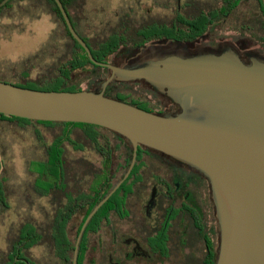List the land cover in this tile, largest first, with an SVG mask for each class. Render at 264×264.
Listing matches in <instances>:
<instances>
[{
	"label": "flooded vegetation",
	"instance_id": "flooded-vegetation-1",
	"mask_svg": "<svg viewBox=\"0 0 264 264\" xmlns=\"http://www.w3.org/2000/svg\"><path fill=\"white\" fill-rule=\"evenodd\" d=\"M261 1L152 0L145 7L139 0L132 8L145 30L119 42L107 62L133 67L164 54L227 49L245 62L264 59ZM134 83L155 90L146 81ZM165 98L164 112L180 110ZM141 149L130 175L85 226L128 171L133 147L85 146L80 156L86 160L56 162L51 182L39 185L33 205L23 204L21 263L75 264L77 254L76 264H216L220 225L208 180L171 156ZM29 214L35 215L34 244L27 240Z\"/></svg>",
	"mask_w": 264,
	"mask_h": 264
},
{
	"label": "water",
	"instance_id": "water-1",
	"mask_svg": "<svg viewBox=\"0 0 264 264\" xmlns=\"http://www.w3.org/2000/svg\"><path fill=\"white\" fill-rule=\"evenodd\" d=\"M9 1L2 0L0 8ZM55 1L91 61L108 67L110 75L100 90L80 91L39 90L0 80V113L95 124L132 145L128 171L84 226L130 175L139 146H145L208 180L220 225L216 264H264V59L245 62L234 49H227L164 54L133 67L99 61L75 29L63 1ZM113 81H146L180 110L151 112L108 96L105 91Z\"/></svg>",
	"mask_w": 264,
	"mask_h": 264
},
{
	"label": "trees",
	"instance_id": "trees-1",
	"mask_svg": "<svg viewBox=\"0 0 264 264\" xmlns=\"http://www.w3.org/2000/svg\"><path fill=\"white\" fill-rule=\"evenodd\" d=\"M22 1L26 3H21ZM62 1L75 29L88 43L93 55L99 61L107 62L108 56L119 42L134 40L140 32L145 30L144 24H137L133 8L123 7L122 12L119 10L113 15L115 26L111 33L107 34L101 30L102 28L99 29V25H95L91 36H88L81 29L79 21L71 11V4L75 0ZM258 1L262 5V1ZM14 3H17V8L14 7ZM46 7H49V10ZM11 9L16 13L26 12L37 18L45 14L52 15L54 21L62 26L63 34L55 29L37 51L19 61L0 64V80L39 90L80 91L98 90L92 86L93 82L100 80L99 85L101 86L109 77L110 69L93 63L86 50L72 35L55 0H10L0 8V34H10L18 26L16 22H9L5 19V13ZM86 16L84 15L83 18H87ZM88 25L94 27L91 24ZM104 37L106 38L103 39ZM88 81H90V86L84 88L83 83ZM127 84H134V82L113 81L106 88L105 94L151 112L165 113L163 109L157 107L159 104L140 98L139 95L131 92ZM123 86L129 90L124 91ZM40 127L49 130L51 139H47ZM7 130L11 132L8 135H11V139L24 138V131H29L35 137L33 148L37 152L27 160L28 176L24 182H13L2 158L1 149H5L8 143V139L4 138ZM118 137L121 141H118ZM127 143L128 141L117 133L95 124L32 120L0 113V233L2 232L1 225L6 224L8 213L15 208L13 207L15 201L18 210V218L11 220L4 232L5 247H0V264H22L20 259L24 255L25 239L24 216L21 212L23 204L26 201L33 205L39 185L51 182L50 179L54 176L53 172L57 167L56 162L86 160L77 154L85 146ZM141 147L139 146V152H142ZM74 153L77 155H72ZM112 185L109 184L107 190ZM26 219L28 222L27 240L34 244L35 215L29 214Z\"/></svg>",
	"mask_w": 264,
	"mask_h": 264
},
{
	"label": "rangeland",
	"instance_id": "rangeland-1",
	"mask_svg": "<svg viewBox=\"0 0 264 264\" xmlns=\"http://www.w3.org/2000/svg\"><path fill=\"white\" fill-rule=\"evenodd\" d=\"M138 1L139 0H75L71 4V11L74 13L76 19L79 21L81 29L86 35L91 36V32L94 30L95 25H99V29L102 28V31L109 34L115 26V17H113V15L119 10L122 12L121 9L123 7L128 9L129 7L132 8L138 5ZM140 1H142L146 7L152 0ZM21 3H26V1H22ZM14 7H18L17 3H14ZM46 9L49 10V7H46ZM5 15V19L9 20V22H16L18 26L15 27V31L10 34H0V64L3 65L9 62L19 61L40 49L55 29H58V31L63 34L62 26L54 21L52 15L45 14L37 18L26 12L19 11V13H16L13 9L8 10ZM84 15H87V18H83ZM88 24L94 27H90ZM105 38L106 37L103 39ZM119 62H122V60L119 59ZM99 82L100 80L93 82L94 84L92 86L99 87ZM82 86L87 88L90 86V81L84 82ZM123 87L124 91L131 89V92L135 95H139L140 98L147 99L152 103H157L159 104L157 106L158 108L164 109L166 98L148 86L142 83H134L128 85L129 89L125 86ZM40 129L47 139H51L49 130L45 127H40ZM7 132L8 134H6ZM7 132L4 138L8 139V143L5 149H1V152L3 151L2 158L6 163L7 173L11 176L13 182H24L27 180L28 176L27 160L33 157V154L37 152L33 148L35 137L29 131H24V138L17 137L11 139V135L8 136L11 132L8 130ZM77 154L81 155V153ZM77 154L74 153L72 155ZM15 203L13 204L15 208L8 213L6 224L1 225L3 233H0V247L2 248L5 247L4 232H6L11 220H16L18 218V210Z\"/></svg>",
	"mask_w": 264,
	"mask_h": 264
}]
</instances>
